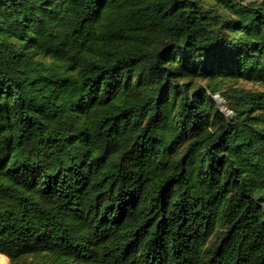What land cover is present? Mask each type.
Here are the masks:
<instances>
[{
  "label": "trees",
  "instance_id": "16d2710c",
  "mask_svg": "<svg viewBox=\"0 0 264 264\" xmlns=\"http://www.w3.org/2000/svg\"><path fill=\"white\" fill-rule=\"evenodd\" d=\"M0 254L264 264V6L0 0Z\"/></svg>",
  "mask_w": 264,
  "mask_h": 264
},
{
  "label": "rangeland",
  "instance_id": "374dc122",
  "mask_svg": "<svg viewBox=\"0 0 264 264\" xmlns=\"http://www.w3.org/2000/svg\"><path fill=\"white\" fill-rule=\"evenodd\" d=\"M241 1L245 3H249V4H260L264 6V0H241ZM247 86L253 87V88H261L260 85L252 84V83H247ZM215 98L218 101L220 108L227 112L228 111L227 104H226L224 97H222L220 94H216ZM0 263L1 264H11L9 258L3 254H0Z\"/></svg>",
  "mask_w": 264,
  "mask_h": 264
}]
</instances>
